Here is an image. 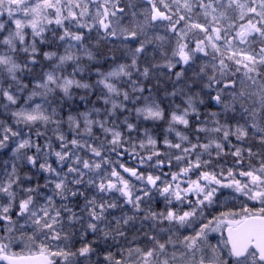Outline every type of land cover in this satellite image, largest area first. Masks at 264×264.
Here are the masks:
<instances>
[{"label": "snow or ice", "instance_id": "1", "mask_svg": "<svg viewBox=\"0 0 264 264\" xmlns=\"http://www.w3.org/2000/svg\"><path fill=\"white\" fill-rule=\"evenodd\" d=\"M5 14L0 264H264V0H0ZM149 46L164 61L151 69L199 86L162 140L120 118L131 103L165 120L132 79L150 77ZM85 56L114 67L90 83Z\"/></svg>", "mask_w": 264, "mask_h": 264}, {"label": "rangeland", "instance_id": "2", "mask_svg": "<svg viewBox=\"0 0 264 264\" xmlns=\"http://www.w3.org/2000/svg\"><path fill=\"white\" fill-rule=\"evenodd\" d=\"M0 19H3V20H7V15L5 14L3 17H0ZM10 27H14V25H9ZM57 26L55 25V24H52V25H49V28L50 29H55ZM29 33H30V29H28L27 30ZM164 33V30L161 28L160 29V34H163ZM46 35H48L49 37H51V35H52V33H51V31H49L48 33H46ZM90 35H92V36H94L95 35V32L93 31ZM29 40L31 39V37H30V35L27 37ZM41 48H42V50H45V51H48V50H50V51H57V48L55 47V45H52V44H48V45H41L40 46ZM89 47H91V45L89 46ZM165 47H168L167 45H165ZM3 49L2 48H0V51H2ZM152 50V46H149V48H148V52L149 51H151ZM59 51L60 52H62L63 51V48L61 47L60 49H59ZM168 51H169V55H170V52H171V49L169 48L168 49ZM116 55L117 56H119L120 57V59L117 61L118 63H121V62H124V63H130L131 62V59H130V57H128L126 54H124V53H122L121 55L119 54V53H116ZM158 56H160V54H157ZM161 57V56H160ZM41 59H43V57H42V53H41ZM148 61L149 62H153V60H151V59H148ZM160 64H163L164 63V61H163V59L161 58L160 60ZM82 64L83 65H85L86 66V68H88L87 66L89 65V66H92L93 64H94V66L95 67H97V66H99L100 65V63H97V61H89L88 59H87V57L85 56V57H83V59H82ZM147 66H149V65H147ZM95 67L94 68H92V72H89V71H85L83 74H80V73H77V78H80V76L81 75H83L84 76V78L86 79V80H88L90 83H94L95 82V80L97 79V76L95 75V73H94V69H95ZM110 66H106L105 67V69L106 70H111V68L112 67H114V65L111 67V68H109ZM72 71V68L71 67H69L68 68V72H71ZM155 71L160 75V78H161V80H162V83H164V82H167V84H168V82H169V86L170 87H168L167 88V84L165 85L164 84V86H163V89H165V88H167V89H169V91H166L167 89H165V90H161V92H160V95L158 96V97H156V96H154L153 94L154 93H152V92H148V93H143V95L144 96H148V95H151L153 98H155L156 100H157V102H161L162 101V103H164L165 105H167V107H166V110H169L168 111V113H167V115H168V118L170 117V112H171V110L177 105V104H179V105H181V106H184L183 105V102H184V100L186 99V96L187 95H189V94H192V93H190L189 91H188V87H185V84H187V85H189V86H192V87H195V88H199V86L198 85H192V83H191V77H192V71H191V69H189L188 70V72H187V76L186 77H184V80L182 81V80H179V81H177V79H176V77H175V75H174V73L176 72V71H180V70H169V69H167V68H165V67H159V68H155ZM191 71V72H190ZM137 71H133V76H132V78L133 79H138V80H141V81H143V79H144V77L143 76H139V75H136L135 73H136ZM171 73V74H170ZM91 75H92V78H91ZM182 79V78H181ZM25 82H27V79L25 80ZM125 90H129V91H131V89H130V87H128L127 89H125ZM180 90H182V92H180ZM77 93H79V94H83V90H75ZM173 91H177L178 92V94L176 95V96H172V95H167L168 93H172ZM198 91V89L197 90H194V91H192V92H197ZM185 94V95H181V94ZM134 95H138V94H134ZM77 97L79 98V96L77 95ZM76 98V97H75ZM91 100H95L96 99V96H95V94L94 95H92L91 96V98H90ZM120 99H122V97H120ZM23 101H21V103H22ZM37 102H39V101H37ZM78 102V101H77ZM126 103H128V102H126ZM143 100H141L136 106H142L143 105ZM162 103H161V107H162ZM97 106L98 107H101V108H103L104 106H103V104H102V102H99L98 104H97ZM128 106L130 107H134L131 103H128ZM202 106H204V105H201L200 106V109L202 108ZM79 110H85V108L86 107H91V104H89V105H85L84 103H82V102H78L77 103V106H76ZM131 114H133V116H131ZM131 114H129L127 111H125L123 114H121L120 115V118L121 119H123V117L124 116H128L129 117V120H133V123H136V124H138L139 126H141V127H146L147 129H149L150 130V132L155 136V137H157L158 139H160V140H162L163 139V136L166 134L165 133V129H166V127H167V124H161V121H156V122H153V121H144L143 120V117H141L139 120H137V118H136V114H135V111H132L131 112ZM3 118H5V116H4V114L2 113V112H0V119H3ZM167 119L165 118V121H166ZM66 127H67V125H66ZM179 128L181 129V130H183V126H179ZM143 132V131H142ZM142 132L140 133V135H142ZM97 133L99 134V129H97ZM135 133V132H134ZM71 138V136L69 135V139ZM170 138L171 139H173V140H175L176 138H175V133H171L170 134ZM161 147H163V145L161 144ZM53 161H54V158H53ZM23 246V245H22Z\"/></svg>", "mask_w": 264, "mask_h": 264}, {"label": "trees", "instance_id": "3", "mask_svg": "<svg viewBox=\"0 0 264 264\" xmlns=\"http://www.w3.org/2000/svg\"><path fill=\"white\" fill-rule=\"evenodd\" d=\"M95 36V35H94ZM94 43V42H93ZM106 43V48L104 49L105 51H107V49L108 48H111L112 47V45H111V43L110 42H105ZM94 52H95V49L93 48L92 49ZM120 55L123 53L122 51L121 52H118ZM157 54H159L158 52L157 53H153V50H151V51H149L148 52V54H145V55H143V56H141L140 58H139V60H138V65H139V69H140V71H142L143 70V68L144 67H150V72H151V74H150V77L149 78H144L143 79V81H141V80H138L141 84H142V86L143 87H145V94L146 93H148L149 92V90H151V92L152 93H154L153 95L154 96H156V97H158L159 95H160V92H161V90H165V89H167L168 87H170L169 86V82H168V84H167V82H164V83H162V80H161V78H160V75L155 71V69H151V64H156V63H159L160 64V59L162 58V57H160V56H158ZM148 59H151V60H153V62H149L148 61ZM95 61H97V63H100V65H102L103 66V69L104 70H106L105 69V67L106 66H110L109 68H111L112 66H113V64H112V62H111V60L109 59L107 62H105L104 60H102V59H100V58H97V60H95ZM147 65H149V66H147ZM88 68H90V69H92V68H94L95 66H94V64L92 65V66H87ZM181 66L180 65H178L175 69H173L174 71L175 70H181ZM136 75H139V72H136L135 73ZM171 74V73H170ZM140 76V75H139ZM91 78H92V75H91ZM133 79V78H132ZM137 79V78H136ZM182 81L184 80V78H182L181 79ZM164 84L167 86V88H165V89H163V86H164ZM124 88L125 89H127L128 88V85L127 84H125L124 85ZM191 88H192V91H194V90H199V88H195V87H192L191 86ZM166 91H169V89H167ZM181 95H185V94H181ZM190 95V94H189ZM76 100L79 102V98L76 96ZM207 102V101H206ZM77 106V105H76ZM129 107V106H128ZM166 107H167V105H165L164 103H162V108L165 110V118L167 119L168 118V115H167V113H168V111L169 110H166ZM129 108H133V111H134V107H129ZM207 110H211V107L209 106L208 108H206L205 106H202V108L200 109V111L203 113V112H205V111H207ZM131 116H133V114H131ZM130 122H133V120L131 119L130 120ZM161 124L163 125V124H167L166 123V121L164 120V121H161ZM65 128H66V125H65ZM139 128H140V133L146 128V127H141V126H139ZM96 132H97V129H96ZM139 133V134H140ZM98 134V133H97ZM132 135L135 137V136H137L138 135V133H132ZM233 142H235V138H233ZM125 159H127V157H125ZM41 182H42V180H41ZM23 248V246H21L20 248H16L15 250H13V251H15V252H20L21 251V249Z\"/></svg>", "mask_w": 264, "mask_h": 264}, {"label": "flooded vegetation", "instance_id": "4", "mask_svg": "<svg viewBox=\"0 0 264 264\" xmlns=\"http://www.w3.org/2000/svg\"><path fill=\"white\" fill-rule=\"evenodd\" d=\"M181 67H182V66H181ZM183 67H187V66H183ZM191 71H192V70H191ZM191 71H190V72H191ZM129 163L132 164V163H134V162H133V161H130ZM165 170H167V169H165ZM88 238L91 239L92 237L89 236ZM21 246H22V245H20V246L13 245V250H15L16 248H20Z\"/></svg>", "mask_w": 264, "mask_h": 264}]
</instances>
